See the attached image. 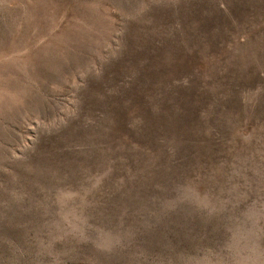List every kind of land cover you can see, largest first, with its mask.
I'll list each match as a JSON object with an SVG mask.
<instances>
[{"label": "rangeland", "instance_id": "obj_1", "mask_svg": "<svg viewBox=\"0 0 264 264\" xmlns=\"http://www.w3.org/2000/svg\"><path fill=\"white\" fill-rule=\"evenodd\" d=\"M0 264H264V0H0Z\"/></svg>", "mask_w": 264, "mask_h": 264}]
</instances>
